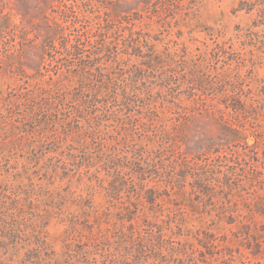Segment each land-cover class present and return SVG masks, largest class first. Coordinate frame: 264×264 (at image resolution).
Here are the masks:
<instances>
[{"label": "rangeland", "instance_id": "obj_1", "mask_svg": "<svg viewBox=\"0 0 264 264\" xmlns=\"http://www.w3.org/2000/svg\"><path fill=\"white\" fill-rule=\"evenodd\" d=\"M0 264H264V0H0Z\"/></svg>", "mask_w": 264, "mask_h": 264}]
</instances>
